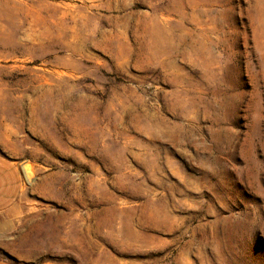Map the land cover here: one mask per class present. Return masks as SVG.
Returning a JSON list of instances; mask_svg holds the SVG:
<instances>
[{"label":"rangeland","instance_id":"1","mask_svg":"<svg viewBox=\"0 0 264 264\" xmlns=\"http://www.w3.org/2000/svg\"><path fill=\"white\" fill-rule=\"evenodd\" d=\"M11 264H264V0H0Z\"/></svg>","mask_w":264,"mask_h":264},{"label":"crops","instance_id":"2","mask_svg":"<svg viewBox=\"0 0 264 264\" xmlns=\"http://www.w3.org/2000/svg\"><path fill=\"white\" fill-rule=\"evenodd\" d=\"M23 176L19 166L12 160L0 156V232L9 222L20 199ZM0 264H11L0 258Z\"/></svg>","mask_w":264,"mask_h":264}]
</instances>
